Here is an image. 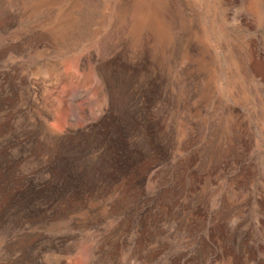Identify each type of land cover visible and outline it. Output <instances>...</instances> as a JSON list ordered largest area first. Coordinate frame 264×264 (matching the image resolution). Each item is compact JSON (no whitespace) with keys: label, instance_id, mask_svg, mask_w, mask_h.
Returning a JSON list of instances; mask_svg holds the SVG:
<instances>
[{"label":"rangeland","instance_id":"rangeland-1","mask_svg":"<svg viewBox=\"0 0 264 264\" xmlns=\"http://www.w3.org/2000/svg\"><path fill=\"white\" fill-rule=\"evenodd\" d=\"M0 264H264V0H0Z\"/></svg>","mask_w":264,"mask_h":264}]
</instances>
